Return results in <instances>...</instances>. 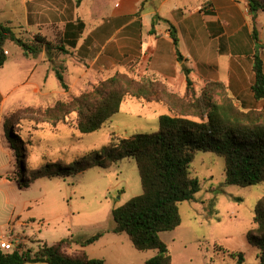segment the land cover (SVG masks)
<instances>
[{
	"label": "rangeland",
	"instance_id": "1",
	"mask_svg": "<svg viewBox=\"0 0 264 264\" xmlns=\"http://www.w3.org/2000/svg\"><path fill=\"white\" fill-rule=\"evenodd\" d=\"M15 31L19 33L20 29ZM25 38L22 36L23 40ZM6 48L9 61L5 71L8 70L11 79L2 87L7 99L0 107V119L3 122L6 117L7 127L16 134L11 142L20 151L24 166L21 172L20 157L7 143L11 150L7 178L19 180L25 170L30 173L40 167L49 172L57 169L56 166L48 167L49 164L74 166V162L88 152L100 151L111 134L130 137L158 129L153 109H141L139 101L128 98L120 111L99 130L80 133L75 126L78 109L75 99L115 73L108 76L92 73L77 78L79 69L72 66L67 54L64 55L66 62L59 59L52 62L47 60V55L44 59L40 52L24 55L22 48L13 43H8ZM57 71L63 76L66 89L61 87ZM16 83L19 87L12 90ZM205 85L196 88L192 84L185 91L184 101L177 95L167 100L172 102L175 112L199 115L197 98ZM35 87L39 88L38 92L34 91ZM246 95L244 101H240L228 88L225 92L217 89L212 99L221 102L230 96L235 106L244 111L261 109L262 101H251ZM189 169L200 182L196 200L181 202L180 225L160 233L171 255V263L257 264L258 250L247 242L246 234L255 226L254 207L264 196V183L247 187L225 184L224 160L212 152H198ZM140 193L135 161L125 158L108 168L93 166L66 177H41L23 189L18 188L15 181L0 179V208L1 198L7 199L9 204L4 208L6 216L13 212V235L19 241L26 238L31 250L38 249L40 242L52 244L71 236L83 240L102 231V237L88 249L91 257L102 258L107 264H143L156 251H138L125 233L112 232L111 214L114 207ZM238 252H243L242 263L232 255Z\"/></svg>",
	"mask_w": 264,
	"mask_h": 264
},
{
	"label": "trees",
	"instance_id": "2",
	"mask_svg": "<svg viewBox=\"0 0 264 264\" xmlns=\"http://www.w3.org/2000/svg\"><path fill=\"white\" fill-rule=\"evenodd\" d=\"M142 0L137 12L143 9ZM249 10L253 14L264 11V2L249 0ZM67 30L66 40L57 43L46 40L36 34L31 43L23 40L15 29L7 22L0 21V68L7 60L4 46L11 42L22 48L24 55L45 50L49 60L54 52L67 54L73 47L75 38L81 31V26H72ZM171 37L178 51L177 32L170 25ZM253 38L257 41V31L253 29ZM136 60L128 64L123 72H115L110 77L101 80L92 91L85 92L75 99L77 114L75 126L82 134L99 130L110 118L117 114L122 103L133 98L139 102L160 103L167 113L158 117V129L152 133H138L130 137H119L111 134L108 143L100 151L92 150L74 162V166H62L59 163L56 170L47 171L44 167L25 170L16 182L20 189L27 188L38 178L49 176L66 177L84 171L93 166L108 168L122 159L135 161L141 193L130 198L125 203L114 207L111 211L114 227L112 232L125 233L132 246L138 251L154 250L156 253L146 259L143 264H172L171 255L160 233L170 231L181 223L179 204L183 201H195L200 190V182L192 176L190 165L195 155L202 152H212L224 160V183L247 187L264 183V71L259 55H253V83L251 93L254 101H262L259 110L250 108L247 111L235 106L230 96L221 102L212 99L215 90L225 92L227 88L222 82L208 81L197 98L199 115L184 111H174L170 97H181L184 101L185 92L179 95L170 91L159 80L148 76L138 79L131 77ZM185 70V91L191 88L192 81ZM57 78L63 89L67 88L63 76L57 71ZM160 89V90H158ZM176 97V96H175ZM7 118L3 120L5 136L16 156L20 152L12 146L11 138L16 134L7 127ZM18 167L24 171L21 156ZM30 174V175H29ZM254 227L246 234L247 242L258 250L257 264H264V196L254 207ZM103 232L83 239L68 237L55 243H41L38 250L32 252L26 249L3 251L0 248V264H107L102 258L90 257L84 247L97 241ZM72 244L79 248L69 253ZM237 261L244 260L243 252L233 254Z\"/></svg>",
	"mask_w": 264,
	"mask_h": 264
},
{
	"label": "crops",
	"instance_id": "3",
	"mask_svg": "<svg viewBox=\"0 0 264 264\" xmlns=\"http://www.w3.org/2000/svg\"><path fill=\"white\" fill-rule=\"evenodd\" d=\"M141 1L0 0V21L20 29L19 33L15 32L21 38L26 36L24 40L28 43L36 34L54 43L59 39H69L71 35L67 37V30L72 31V26L80 25L75 44L68 48L67 53L72 66L79 69L77 78L92 73L108 76L125 70L127 64L136 60L131 75L139 78L150 76L179 95L185 92L187 70L196 88L208 81H219L240 101H244L245 94L253 101L251 85L255 53L262 60L264 71V11L253 17L249 0H147L137 15ZM170 25L177 32L180 59L175 51ZM253 29L257 31V41L253 38ZM8 43L11 42L4 46L7 60L0 68V107L7 99L2 87L11 79L8 70L5 71L9 61ZM53 52L50 61L59 59L66 62L65 54ZM40 54L46 58L44 49ZM64 67L68 69L67 65ZM17 87L18 83L12 90ZM34 91L38 92L39 88L35 87ZM139 103L141 109H153L157 120L168 112L160 103ZM5 139L0 119V179L16 182V179L6 177L11 167V150ZM8 204L7 199L1 198L0 221L5 218L3 223L0 222L1 249L8 237L15 238L13 212L7 216L5 213L4 206ZM20 242L23 251L29 249L26 238ZM93 243L84 247L87 254ZM78 248L79 245L72 244L68 252L73 253Z\"/></svg>",
	"mask_w": 264,
	"mask_h": 264
},
{
	"label": "built area",
	"instance_id": "4",
	"mask_svg": "<svg viewBox=\"0 0 264 264\" xmlns=\"http://www.w3.org/2000/svg\"><path fill=\"white\" fill-rule=\"evenodd\" d=\"M2 250L3 251L16 250L18 252H22L23 247L21 246V242L18 239L8 237L7 240L4 243H2Z\"/></svg>",
	"mask_w": 264,
	"mask_h": 264
}]
</instances>
